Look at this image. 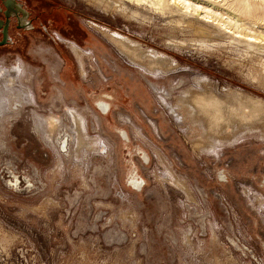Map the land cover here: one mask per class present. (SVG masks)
<instances>
[{"label": "rangeland", "instance_id": "rangeland-1", "mask_svg": "<svg viewBox=\"0 0 264 264\" xmlns=\"http://www.w3.org/2000/svg\"><path fill=\"white\" fill-rule=\"evenodd\" d=\"M26 1L72 28L44 13L0 47V264H264V57L174 46L200 26L149 6Z\"/></svg>", "mask_w": 264, "mask_h": 264}, {"label": "bare ground", "instance_id": "bare-ground-1", "mask_svg": "<svg viewBox=\"0 0 264 264\" xmlns=\"http://www.w3.org/2000/svg\"><path fill=\"white\" fill-rule=\"evenodd\" d=\"M90 1H92V3L95 2L98 5V7L103 10H114L116 12L125 15L129 19H134L137 21L139 20L138 19L139 10L138 9L133 10L132 8H136L140 6H146V7L149 6L152 10H155L156 12H159L162 15L169 14L172 16L175 15V13H177L180 19L178 18L179 19L178 27L177 26L176 27L179 29L182 28L183 32L191 31L192 29H194L195 26L194 20H196V24L200 26L197 29H194L195 35L198 36V39L194 38L195 40L190 41L191 43L195 42V44H190L189 41H180V42L173 41L174 46L179 45L182 48L184 46L189 48L190 46H195V47L197 46V48H203V50H207V49L215 48L219 44L227 42V39H229L230 46L235 42H237L238 45L239 44L244 45L246 54L248 56L255 55L257 56V58L259 56L260 59L264 57V0H90ZM210 29H212L213 31L211 32L208 31ZM102 31H104V35L106 36V38H108L109 41L112 44H114L117 48H119L121 51L129 50V49L130 50L140 49V46L137 43H135V41H132L131 39L121 35L120 33L110 32L108 30H103V29ZM75 53L79 58H81V53H82L81 51L75 50ZM144 54L142 55L144 56ZM152 57H154L155 59L158 58L159 61L165 60L164 57H159L156 54V52L155 54H152ZM262 67H263V73H261V79L264 81V62L262 64ZM207 100L201 98L200 103L198 102L201 108H203L202 112H205V114H214V115H219L218 113L223 112V110H220L218 108H213L211 110L213 106L208 104ZM197 101L194 100V103H196ZM101 105L104 109V113L108 114L111 108L110 104L107 102H102ZM190 108L194 110L193 107ZM195 112L196 111H194V113ZM123 135H124L123 137H125V140L129 141V135L126 132H124ZM139 153L141 154V152ZM143 155H144V159L148 161L149 156L146 153H143ZM130 184L138 188H140L142 185V183L139 182V179L135 176L130 178Z\"/></svg>", "mask_w": 264, "mask_h": 264}, {"label": "flooded vegetation", "instance_id": "flooded-vegetation-1", "mask_svg": "<svg viewBox=\"0 0 264 264\" xmlns=\"http://www.w3.org/2000/svg\"><path fill=\"white\" fill-rule=\"evenodd\" d=\"M15 2L17 5L9 9L6 5V0H0V41L3 40L5 27L8 26V43L4 46H9L11 41L13 42L14 29L21 32L37 30L36 25L40 24L42 18H44L42 15L44 13L47 15L51 14L54 24L59 27H65L67 24L66 15L62 10H56L53 12L52 9L51 11L44 12L50 7L49 5L46 6V3H40L43 7L41 9L36 7L34 10L26 0H15ZM30 26H32V28H29ZM74 50L78 49L74 48Z\"/></svg>", "mask_w": 264, "mask_h": 264}, {"label": "built area", "instance_id": "built-area-1", "mask_svg": "<svg viewBox=\"0 0 264 264\" xmlns=\"http://www.w3.org/2000/svg\"><path fill=\"white\" fill-rule=\"evenodd\" d=\"M12 181V180H11ZM29 185H24V188L25 189H28V190H30L31 188H33L34 187V185L33 184H31V183H28ZM21 186H22V182L21 181H19L18 180V178H15V180H13L12 181V183H11V187L15 190V189H19V188H21ZM142 187H143V185L139 188V189H142ZM243 253L244 254H251V256H252V258L255 260V262L257 263V264H259V262H258V259H256V258H254V255H252V251L250 250V249H248V247H245V246H243Z\"/></svg>", "mask_w": 264, "mask_h": 264}, {"label": "water", "instance_id": "water-1", "mask_svg": "<svg viewBox=\"0 0 264 264\" xmlns=\"http://www.w3.org/2000/svg\"><path fill=\"white\" fill-rule=\"evenodd\" d=\"M6 5L7 7L10 9L11 7L13 6H16V2L15 0H6ZM7 17H8V13H7ZM21 28V27H19ZM29 28H32V26H30ZM8 26L5 27V30H4V37H3V40L0 41V46H4L8 43Z\"/></svg>", "mask_w": 264, "mask_h": 264}, {"label": "crops", "instance_id": "crops-1", "mask_svg": "<svg viewBox=\"0 0 264 264\" xmlns=\"http://www.w3.org/2000/svg\"><path fill=\"white\" fill-rule=\"evenodd\" d=\"M53 12H55V11H53ZM53 19V18H52ZM70 25H69V23H68V21H67V24H66V26H65V29H70ZM72 28V27H71Z\"/></svg>", "mask_w": 264, "mask_h": 264}]
</instances>
